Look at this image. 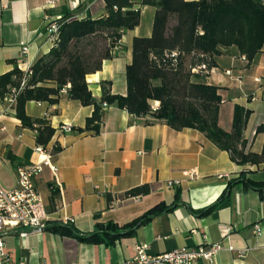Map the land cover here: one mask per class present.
Masks as SVG:
<instances>
[{"label": "crops", "instance_id": "crops-1", "mask_svg": "<svg viewBox=\"0 0 264 264\" xmlns=\"http://www.w3.org/2000/svg\"><path fill=\"white\" fill-rule=\"evenodd\" d=\"M104 13L103 0H0V74L15 66L27 71L39 55L49 51L53 43L46 32L48 21L64 14L83 19ZM153 14V7L141 6L139 25L122 37L125 47L103 61L99 71L86 76L94 97L101 96V80L111 82L112 93H126L131 40L150 34ZM240 56L229 48L214 57L215 65L205 81L220 87L223 102L218 123L224 130L231 129L235 105L250 110L243 130L245 151L258 153L264 141V135L256 133L257 126L264 124V46L251 64ZM92 110L65 92L55 104L26 102L29 116L46 118L56 130L45 152H37L35 132L21 127L8 101L0 100V184L15 186L19 165L47 158L48 164L33 178L47 222L69 224L81 234L95 232L98 224L123 226L159 203L170 204L176 191L183 205L107 244L83 242L49 229L25 237L14 232L5 239L13 258L24 259L25 264H118L130 259L140 243L147 244L149 253L160 254L205 241L233 249H221L211 260L193 264H264V186L257 190L235 184L209 214L192 212L225 193L229 181L243 169L251 179L264 181V168L236 164L227 151L195 129L177 131L161 122L147 123V117L134 118L114 105L104 109L98 134L73 130L84 127ZM63 124L72 130L58 131ZM54 143L61 150L50 153ZM144 184L147 194L125 196L127 190Z\"/></svg>", "mask_w": 264, "mask_h": 264}, {"label": "trees", "instance_id": "trees-1", "mask_svg": "<svg viewBox=\"0 0 264 264\" xmlns=\"http://www.w3.org/2000/svg\"><path fill=\"white\" fill-rule=\"evenodd\" d=\"M105 13L94 18L73 19L68 14L56 19L53 45L39 55L27 71L17 66L0 74V100L8 101L21 127L35 132V143L46 149L56 130L46 118L31 117L25 112L28 101L55 104L62 96L91 105L92 113L79 132L98 134L105 108L114 105L134 118H148L147 123L161 122L174 130L195 129L229 153L238 165L264 168V141L261 151H245L243 130L250 110L235 105L231 129L218 123L223 102L220 87L205 81L215 65L214 57L229 48L253 63L264 46L263 0H103ZM154 8L151 32L133 36L131 60L125 66L126 93H112L111 82L100 81L101 96L94 97L86 76L99 71L103 61L113 58L124 48L123 35L140 22V7ZM205 65L204 69L201 66ZM59 131V128L57 129ZM256 133L264 135V124ZM61 150L54 143L50 153ZM241 170L229 181L226 192L213 203L193 210L196 215L212 212L226 193L238 183L245 188L261 189L264 181H255ZM53 193H56L52 186ZM149 192L146 184L131 188L125 196H141ZM183 205L178 192L170 204L159 203L123 226L98 224L97 230L81 234L61 222L49 223L45 229L71 235L87 243H112L129 235L151 218Z\"/></svg>", "mask_w": 264, "mask_h": 264}, {"label": "built area", "instance_id": "built-area-1", "mask_svg": "<svg viewBox=\"0 0 264 264\" xmlns=\"http://www.w3.org/2000/svg\"><path fill=\"white\" fill-rule=\"evenodd\" d=\"M57 29L56 19L48 21L46 32L52 42L54 32ZM25 47L23 48V51ZM246 62L244 55L240 56ZM205 65L201 66L204 69ZM228 74L229 71H226ZM71 126L63 124L59 126L60 132H70ZM37 152H45L40 146ZM48 164L47 158L37 162L19 165L16 168V184L13 187H3L0 184V264H25L24 259L12 257L6 248L5 239L12 233L25 237L31 232L44 230L48 221V214L40 192L37 190L33 178L42 170L43 165ZM258 231V228H256ZM232 250L231 245L224 246L219 242H202L195 246L181 247L160 254H151L148 246L140 243L136 246L134 255L118 264H193L203 259L211 260L221 249Z\"/></svg>", "mask_w": 264, "mask_h": 264}, {"label": "rangeland", "instance_id": "rangeland-1", "mask_svg": "<svg viewBox=\"0 0 264 264\" xmlns=\"http://www.w3.org/2000/svg\"><path fill=\"white\" fill-rule=\"evenodd\" d=\"M4 166H5V165H4ZM5 169L8 170V171H11L10 166H5Z\"/></svg>", "mask_w": 264, "mask_h": 264}]
</instances>
